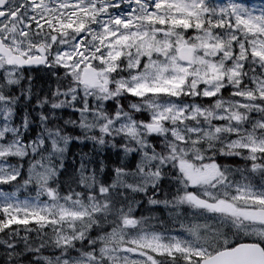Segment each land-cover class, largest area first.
Wrapping results in <instances>:
<instances>
[{"label": "snow or ice", "instance_id": "1", "mask_svg": "<svg viewBox=\"0 0 264 264\" xmlns=\"http://www.w3.org/2000/svg\"><path fill=\"white\" fill-rule=\"evenodd\" d=\"M0 264H264V0H0Z\"/></svg>", "mask_w": 264, "mask_h": 264}]
</instances>
